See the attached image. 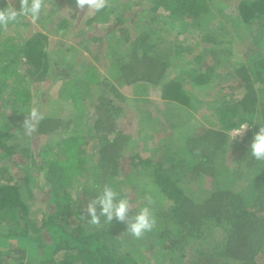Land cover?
<instances>
[{"label":"trees","instance_id":"1","mask_svg":"<svg viewBox=\"0 0 264 264\" xmlns=\"http://www.w3.org/2000/svg\"><path fill=\"white\" fill-rule=\"evenodd\" d=\"M68 2L66 15H60L62 6L48 12L44 3L39 19L21 17L6 27L8 33L0 40V122L11 125L8 130L0 127V264H264V162L248 152L253 134L264 126V0H235V13L245 24H234L245 54L241 59L232 42L209 32L214 0H107L104 10L87 19L93 30L72 34L73 40L85 43L87 56L73 45L65 49L63 42L53 48L49 23L55 24L56 34L73 30L78 11ZM33 23H44V29L33 31ZM254 26L255 32L250 29ZM202 28L207 33L196 38L194 31ZM14 33L29 35L19 43L10 37ZM189 33L195 40L192 47L186 45L188 66L175 73L176 59L183 55L171 37ZM102 68L120 84L123 77L127 86L160 87L164 110L168 106L171 111L164 112V134L170 135L155 149V158L144 150L127 151L134 134H115L114 119L123 108L102 94L93 96L98 102L94 125L82 127L87 124L83 113L93 104V98L88 104L85 100L100 91L93 86L101 91L109 87L116 98L127 101ZM212 73L221 81L231 76L237 80L221 84L223 93L202 114L206 124L185 130L205 100L189 88L211 83ZM44 83L55 88L47 101L57 107L42 114L36 131L28 134L24 118L39 96L48 95L39 87ZM68 101L77 109L75 116L63 109ZM152 101L159 103L141 102L152 107ZM173 106L182 110L175 113ZM140 113L136 109L138 123L146 120L139 119ZM244 123L249 124L246 134L233 140L231 131ZM146 124L144 128L153 126ZM17 134L58 138L36 153L22 148L24 183L15 181L3 164L18 154L16 144L8 142L12 137L17 142ZM234 149L237 154L229 156ZM41 181L48 187L43 196L51 209L38 216L32 209V186ZM105 184L129 199V216L151 199L155 228L140 240L117 220L107 223L101 217L100 225H92L83 201L94 198L93 185Z\"/></svg>","mask_w":264,"mask_h":264},{"label":"rangeland","instance_id":"2","mask_svg":"<svg viewBox=\"0 0 264 264\" xmlns=\"http://www.w3.org/2000/svg\"><path fill=\"white\" fill-rule=\"evenodd\" d=\"M68 1L69 0H57V3L55 4V3H53V0H44V3H45L46 10L48 12L54 10L57 7L60 9L59 6H62L61 11H60V15H62V14L66 15L70 12V11L67 12L66 11L67 9H65V6L69 5ZM108 1L110 2L113 0H108ZM13 3L17 8H19V0H13ZM214 3H215L214 9H213L214 15L211 18H209L210 22H211L210 23V29H213V30H210L209 32L211 33V35L216 33V36H218L221 41L225 40L226 42H232L234 49H236V50H234L236 52L235 55L238 59L245 57V54L243 51V46L240 45V39H239L238 34H236L235 26H234V24H238V22H239V24H242V25H245V24L239 20L237 13H235L236 12L235 6H234L235 0H214ZM72 4L73 5L75 4V0H72ZM75 10H77L78 12H77L76 17L73 20V30H72L71 34H67V35L56 34L53 31V30H55L54 29L55 24L52 25L51 23H49V25L47 26L51 30L50 38L53 40V41H51L52 42L51 47H53V48L58 47L57 46L59 44L58 42H63V45H64L63 47L65 49H68V48H70V46L73 45V46L78 48L79 54H85L86 55L87 49L85 48V43L84 42H78L77 41L78 39L73 40L72 34L76 30L77 31L93 30V26L87 24V19L93 15L94 11L87 10V9L86 10H80L78 8H76ZM144 15L142 17H144ZM52 21L54 22V19H52L51 22ZM135 22H136V20H135ZM33 24H34V27H32L33 31L39 30L41 28L44 29L42 27L44 23L43 24L33 23ZM127 26H128V23H127ZM133 26H134V24H133ZM133 26H132V28H133ZM250 29L255 32L257 30V27L254 26V28L251 27ZM225 31H227L228 33ZM46 32H49V31H46ZM194 32H195V35L193 33L192 34L196 38L197 37L201 38L207 33L206 29H203V28L198 30V31L196 30ZM6 33H8L6 30V27L0 28V40H3V38L5 39V36L7 35ZM192 34L189 33V34H185V35H180L177 38H175L174 36L171 37L172 41H173V39L178 40V44L180 45L179 50L182 52L181 54L183 55L179 59H176L179 62L177 61V63H175V64L177 65L176 67H179V68H176L177 70L175 71V73L180 72L179 70L182 71L183 65H187V62H188L190 56L186 54L187 53L186 45L187 46L190 45L188 48L192 47L191 44H193L192 42L195 40V39H193ZM19 35H20V33H14V36H10V37L14 38V40H17L19 43H22L23 41L26 40V38L28 37L29 34H25L24 36L21 35V37ZM170 35H172L171 32L168 33V36H170ZM126 47H128V46H126ZM48 49H50V47ZM126 49L127 48H125V50H123V52H126ZM70 54H71V52L68 53V55H70ZM103 56H104V53H103ZM186 56H188L187 60L184 59ZM171 58H173V57H171ZM118 69H120V68L116 67V71L118 72V74H120ZM185 69H188V68H185ZM230 70L231 71L234 70V67L231 66ZM102 73L104 74L105 79L107 78V80H110V82H112V84H114L116 87H118L119 92L123 96H125L127 101H122V100L116 98V96H114L110 92L109 87H106V88L102 89V91H101V89H99L97 86L96 87L93 86V88H91V89H98L100 91L93 92L92 94L89 93L90 98H87V100H85L86 104H88L89 102H91V98H93L92 99L93 104L89 105L87 108V111L83 113L84 118H82L81 120L87 121V124L85 122H82V127L84 126L86 128V127H91L94 125V122L98 118V112H97V109L95 106L98 104V102L96 101V97H93V96H97V94H102L105 97H107L109 100L112 101V105H116V106L120 105L123 108L121 113L117 114L115 116V119H114V122L116 123V127H117L115 134L122 132V131H125V132L129 133L130 135L134 134L135 138L131 141V143H129L127 151L132 147V148H135L136 151L144 150V154L151 156V157L154 156V158H155L156 155L153 154L155 149L162 146L163 144H166L167 141L165 139H166L167 135H170V134H164V131L167 128L166 127L167 122H165V121L168 119V117L165 116L164 112H166L167 114L170 115L171 111H170V108L168 106H166L167 109L164 110L165 105L161 103L163 101L161 99L160 87L158 86V87L150 88L149 86H147L145 84H133V86L132 85L127 86L123 77L121 79L122 86H119L121 84L118 81H117L118 83L115 81V79L112 77V75H110L108 70L103 69ZM211 75L213 76L212 77L213 80L211 83L205 84V86L200 87V88H197L196 86H195V88H193V87L189 88V91L191 93H195L199 97H201V98L203 97L205 100H204V104L202 103L200 106V108H202V109L200 110L199 113H197V116L195 118L198 120L193 119V121L190 123V125L185 127V130H192L195 127V125L196 126H198V125L202 126L203 124H206V120H204L202 114L204 112L208 113L211 109H207L206 106L213 105L210 103V101L214 98L220 97V95L223 93L222 88H221V87H223V85H221V84H229V83L233 84V82L237 80L235 77L231 76V79L226 82V81L218 80L216 75L215 74L213 75V73ZM181 80H183V78ZM39 87L42 90V92H47L46 94H48V95L47 96L44 95L41 97L39 96V99H37L38 105L30 106L29 110H31L33 107H35L39 111H42V114L52 113L54 111V108L56 109L57 105H54L52 103V101H50V103H49L47 100L49 98H51L50 96L52 93H56V90L54 87L50 88V85H46L45 83L41 84ZM103 90L105 92H103ZM142 100H155L159 103L155 104L152 101L153 106L150 107L146 102H141ZM193 100H194V98H193ZM65 105H66V107H65ZM65 105H63L64 106L63 109L66 108V111L68 114H69V112H71V114H73L72 116H75V114L77 112L75 105L72 104L71 101H68ZM180 108L181 107L173 106V111L175 113H177L178 110L179 111L182 110ZM136 109L141 111V113L139 115V119L142 120L143 117L146 119V120H144V122L138 123V120H137L138 117L135 115ZM6 111L9 115L12 114L11 108H7ZM151 111H154V113L151 114L150 113ZM67 113L64 112L63 115H66ZM147 114H149L150 116H148ZM146 122L148 124L152 123L153 126L151 128H147V127L144 128L143 126H148L146 124ZM135 124H136V126H135ZM207 125H209V124H207ZM0 127L3 128L4 130L11 129V125H8L7 122L6 123L0 122ZM73 129H74V124H72V126H71L70 133H73ZM155 129H156V131L157 130L158 131L156 132ZM162 129H163V131H162ZM87 130L88 129H84V130H82V132L85 134V133H87ZM75 131L76 130H74V132ZM231 133L233 134V131H231ZM19 135L20 134H17V137H18L17 142L15 140L13 141V139H14L13 137H12V139L8 138L9 139L8 142L10 144H12V143L16 144V148L14 151L18 152V154L16 157H14L15 159L13 158L15 161H13V159L10 158V159H6L3 162V164L9 166L8 168H9L10 172H12L15 175V179H16L15 181H22V183H24V180H23L24 175L22 172H23V167L26 165L27 160H26V158L22 152V148L29 146L30 149L32 150V152L36 153L38 150H40V148L44 145L45 142L49 141L50 143H55V141L57 142L58 138H56L55 136H52L50 138H39V137L33 138V137H31L29 139V137H27L24 139V137H22L21 135L19 136ZM243 137L244 136H240L239 139L242 140ZM236 154H237V150L234 149V150L230 151L229 156H234ZM16 163H18L19 165L16 166ZM42 179H43V181L45 180L44 177H42ZM43 181L39 182L38 186H35V187H34V185L32 186L33 189L35 190L34 192L32 191V193H33V197L31 199L33 202L32 209L36 208L38 210V211L36 210L38 212L37 213L38 216L41 215L42 210H45L48 208L51 209V206L48 207L49 205L44 203V202H46L45 201L46 199L43 195H44L45 191L48 189V187H47V185L44 184ZM202 181L206 182L207 180H202ZM75 184L73 185L72 188H74V187L76 188L78 186L77 181L75 182ZM201 184H202V182H201ZM72 194L74 195V197L77 196V195H75L76 193L74 190L72 191ZM23 195H24L25 199H28V201H31L29 198L30 196L28 197V191L25 188H23ZM88 203L83 201L84 211H87ZM97 207H99V206H97ZM98 212H99V210H98ZM32 215L35 216L34 212H32ZM71 222H72V224H75V217H72ZM140 240H141V238H140ZM8 246H9V244H6V247H8ZM144 246L145 245H140L139 250H141L142 252L145 251L143 249Z\"/></svg>","mask_w":264,"mask_h":264},{"label":"clouds","instance_id":"3","mask_svg":"<svg viewBox=\"0 0 264 264\" xmlns=\"http://www.w3.org/2000/svg\"><path fill=\"white\" fill-rule=\"evenodd\" d=\"M43 6L44 0H19V8L14 5L13 0H0V28L17 23L21 17L25 16L31 17L34 21L39 19ZM75 7L80 10L101 12L107 7V0H75ZM43 118L42 113L33 107L24 118L26 132L31 134L36 131ZM248 127L249 124L244 123L234 128L233 140L242 136ZM248 152L255 161L264 162V126H259L253 134ZM93 190H95V196L89 201L86 214L92 225H100L101 217L107 223L117 220L125 223L127 231L137 239L155 228L157 221L151 208V199L133 216H129L130 201L117 189L105 184L103 187L93 185Z\"/></svg>","mask_w":264,"mask_h":264},{"label":"built area","instance_id":"4","mask_svg":"<svg viewBox=\"0 0 264 264\" xmlns=\"http://www.w3.org/2000/svg\"><path fill=\"white\" fill-rule=\"evenodd\" d=\"M232 131H233V130H232ZM246 131H247V130H246ZM246 131L243 133V135H245V134H246ZM243 135H242V136H243Z\"/></svg>","mask_w":264,"mask_h":264}]
</instances>
